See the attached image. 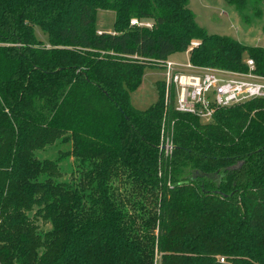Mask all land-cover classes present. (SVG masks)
I'll list each match as a JSON object with an SVG mask.
<instances>
[{
	"label": "trees",
	"instance_id": "1",
	"mask_svg": "<svg viewBox=\"0 0 264 264\" xmlns=\"http://www.w3.org/2000/svg\"><path fill=\"white\" fill-rule=\"evenodd\" d=\"M188 2L0 0V264H264V98L202 121L158 80L131 103L144 68L192 41L193 64L264 75L263 46L207 32ZM55 143L68 179L34 156Z\"/></svg>",
	"mask_w": 264,
	"mask_h": 264
},
{
	"label": "rangeland",
	"instance_id": "2",
	"mask_svg": "<svg viewBox=\"0 0 264 264\" xmlns=\"http://www.w3.org/2000/svg\"><path fill=\"white\" fill-rule=\"evenodd\" d=\"M250 6L244 9V17L234 5L224 0H189L188 7L194 12L196 22L209 33L231 36L243 43L264 46V0H250ZM256 10H260L259 13ZM246 17V18H245ZM115 11L98 9L96 13V28L101 31H113ZM35 36L44 41L45 34L37 27H33ZM244 32V34H242ZM242 34V35H240ZM176 62L187 63V51L177 52L168 57ZM164 79V69L146 66L143 70L141 83L130 93L131 103L138 109H145L158 98L156 82ZM67 145L55 143L46 145L34 152L38 159L54 160L60 170V179H68L72 166L71 156L62 155ZM61 153V154H60ZM62 155V156H61ZM39 228L47 225L36 221ZM158 264V258L155 261Z\"/></svg>",
	"mask_w": 264,
	"mask_h": 264
},
{
	"label": "built area",
	"instance_id": "3",
	"mask_svg": "<svg viewBox=\"0 0 264 264\" xmlns=\"http://www.w3.org/2000/svg\"><path fill=\"white\" fill-rule=\"evenodd\" d=\"M133 26L152 27L149 19L131 18ZM192 41L188 50L197 45ZM248 70L237 71L196 65L188 61L181 63L165 59L160 62L164 69L162 80L165 101L172 90L174 109L178 112L190 113L202 121L212 119L220 108H226L255 98H264V75L254 71V62L247 58ZM161 146L165 154L172 150V144L165 140ZM223 262V258H220Z\"/></svg>",
	"mask_w": 264,
	"mask_h": 264
},
{
	"label": "crops",
	"instance_id": "4",
	"mask_svg": "<svg viewBox=\"0 0 264 264\" xmlns=\"http://www.w3.org/2000/svg\"><path fill=\"white\" fill-rule=\"evenodd\" d=\"M225 1V0H224ZM98 31H101L100 29L98 30ZM242 34H244V32L242 33ZM242 34H240V35H242ZM251 45V44H250ZM258 46H260V45H258ZM261 46H263V44L261 45ZM264 47V46H263ZM187 54H188V56H189V52L187 51ZM189 61V60H188Z\"/></svg>",
	"mask_w": 264,
	"mask_h": 264
}]
</instances>
